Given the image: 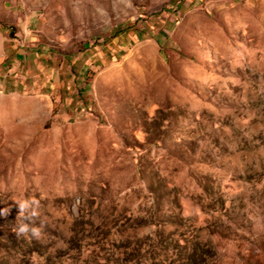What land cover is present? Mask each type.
Here are the masks:
<instances>
[{
    "label": "rangeland",
    "instance_id": "obj_1",
    "mask_svg": "<svg viewBox=\"0 0 264 264\" xmlns=\"http://www.w3.org/2000/svg\"><path fill=\"white\" fill-rule=\"evenodd\" d=\"M0 264H264V0H0Z\"/></svg>",
    "mask_w": 264,
    "mask_h": 264
},
{
    "label": "clouds",
    "instance_id": "obj_2",
    "mask_svg": "<svg viewBox=\"0 0 264 264\" xmlns=\"http://www.w3.org/2000/svg\"><path fill=\"white\" fill-rule=\"evenodd\" d=\"M21 207H24V205L23 204H21ZM21 231H23V229H21ZM35 231V230H34Z\"/></svg>",
    "mask_w": 264,
    "mask_h": 264
}]
</instances>
